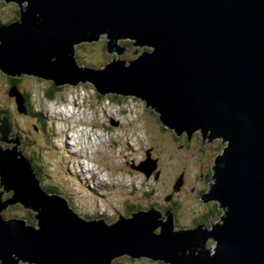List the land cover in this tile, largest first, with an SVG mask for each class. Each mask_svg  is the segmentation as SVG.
<instances>
[{"label":"water","instance_id":"water-1","mask_svg":"<svg viewBox=\"0 0 264 264\" xmlns=\"http://www.w3.org/2000/svg\"><path fill=\"white\" fill-rule=\"evenodd\" d=\"M5 1L19 4L21 19L0 24L3 73L132 95L178 135L201 130L228 144L202 195L219 203L221 220L194 228L177 227L171 209L156 207L113 223L87 219L42 187L19 145L0 146V197L13 192L0 200L1 264H113L125 254L166 264H264V0ZM103 34L118 57L100 68L77 63L76 47ZM127 39L153 51L127 64L120 59ZM13 93L27 112L25 97ZM1 123V140L18 144L8 117ZM147 154L134 168L149 178L158 160ZM19 203L37 225L3 218Z\"/></svg>","mask_w":264,"mask_h":264},{"label":"rangeland","instance_id":"rangeland-1","mask_svg":"<svg viewBox=\"0 0 264 264\" xmlns=\"http://www.w3.org/2000/svg\"><path fill=\"white\" fill-rule=\"evenodd\" d=\"M18 17V3L0 0V24H9ZM106 45L105 34L98 40L79 44L76 47L77 63L86 68H100L110 63L113 54L108 52ZM149 51L153 48L148 45H132L120 59L129 64ZM18 79V85L14 84ZM57 88L53 81L42 77H13L0 70V126L1 120L7 116L12 127L9 138L20 140L18 144L7 143L1 140L3 133L0 132V146L19 145L18 150L28 157L32 168L38 170L44 189L57 188V192L67 197L81 216L103 218L108 223L118 221L120 215L128 217L134 211L156 207L164 214L171 209L177 227L189 228L193 218L200 219L205 214V207L198 197L200 189L206 187L205 182L199 180V174L205 170L207 159L202 160L197 150L175 140L159 113L147 107L144 100L118 94L101 98L96 87L89 82L77 86L66 84L61 90ZM15 89L30 99L29 113L28 110L19 111L18 98L13 93ZM55 89L56 97L49 99L47 94ZM112 95H118L116 100ZM57 111L65 112L67 117ZM227 144L221 147L217 143L221 151L215 156L222 155ZM148 151L154 158L159 157L162 164L163 172L159 175L161 165L157 161L158 179L154 176L147 178L145 173L134 168L147 158ZM181 173H185L187 183L179 196L180 208L164 210L165 198L172 192ZM3 194L0 200L2 197L8 199L13 192ZM218 208V220L214 223L220 221L223 214V209ZM176 212H179L178 218ZM2 215L4 219L26 218L30 224L37 225L35 212L20 203L3 210ZM208 246L213 250L215 241ZM113 264L166 263L125 254L116 258Z\"/></svg>","mask_w":264,"mask_h":264},{"label":"flooded vegetation","instance_id":"flooded-vegetation-1","mask_svg":"<svg viewBox=\"0 0 264 264\" xmlns=\"http://www.w3.org/2000/svg\"><path fill=\"white\" fill-rule=\"evenodd\" d=\"M18 18H16L15 20H18ZM28 113H29V110H28ZM170 130L172 131V135H173V138L175 140L183 142L188 147L191 146V148H194L195 150H197L199 152L198 154L202 158V160L207 159L205 170L201 171V173L199 174V177H200L199 180L204 181L206 187L200 189L201 191H199V197H198L199 200H201L202 206L205 207V210H204L205 214L202 215L200 217V219L193 218V220L189 223L188 226H189V228H194L200 224H207V225L212 226L214 221L217 219L216 211H217V208L219 207V205L216 202L204 203L202 201V195H204L206 192H208V185H210V182L212 181L213 170H212L210 165H213L214 158H216V156H217V155L215 156V153L216 152L219 153L221 151L220 150L221 148L219 147V145L217 146V143H219L222 147L224 145V142L223 141L219 142L217 138H215L211 141V139L206 138V136L204 135V133L201 130L195 132L192 135H190L186 132H183V133H181L180 137H177L175 135L176 132H174L173 129H170ZM148 152L151 153V151H148ZM151 155H152V153H151ZM152 157H153V155H152ZM155 159H157L159 164L161 165V169L159 166V175H162L163 167H162V164L160 163V159H159V157H156ZM157 175H158V172L156 169L154 171V173L149 178L154 176L156 179H158L159 175L158 176ZM181 176H183L182 177L183 178V184L177 188V183H178L179 178ZM196 177H197V175H196ZM179 178L177 179L176 183L172 186V192L165 198V200L167 201V204L164 206V210L172 208L175 211V209L180 208L179 202H178L180 200L179 196L182 192V187L186 186L187 177H186L185 173H181L179 175ZM194 191H195V189H194ZM177 194H178V198L176 197ZM182 209H183V206H182ZM176 213H177V218H178L179 212H176Z\"/></svg>","mask_w":264,"mask_h":264},{"label":"trees","instance_id":"trees-1","mask_svg":"<svg viewBox=\"0 0 264 264\" xmlns=\"http://www.w3.org/2000/svg\"><path fill=\"white\" fill-rule=\"evenodd\" d=\"M19 14V13H18ZM123 41V42H122ZM122 41H120V43H122V45L123 46H125V47H127V48H129V47H131L132 45H134V42L131 40V39H127V40H122ZM107 46V45H106ZM106 48V47H105ZM116 58V54H113V58H112V60H114ZM19 80L20 79H18V80H16V81H14V84H16V85H18V82H19ZM58 90H61V87H58L57 88ZM24 97H25V105H26V109L27 110H31L30 109V106H29V98H28V96L27 95H25V94H22ZM47 97L49 98V99H53V98H55L56 97V89L55 90H53V91H51L50 93H48L47 94ZM100 97L101 98H104V96H102V95H100ZM112 97H113V99L114 100H116V97H118V95H112ZM3 114L4 113H6V112H2ZM2 114V115H3ZM29 158H30V156H29ZM31 159V158H30ZM36 173L39 175V172H38V170L36 169ZM39 177V176H38ZM45 190L48 192V193H59V192H57V188L56 189H50V188H48V187H45ZM135 207V206H134ZM134 207H132V208H134ZM132 208H130L129 209V211H131L132 212ZM28 221V220H27Z\"/></svg>","mask_w":264,"mask_h":264},{"label":"bare ground","instance_id":"bare-ground-1","mask_svg":"<svg viewBox=\"0 0 264 264\" xmlns=\"http://www.w3.org/2000/svg\"><path fill=\"white\" fill-rule=\"evenodd\" d=\"M138 58V57H137ZM135 60V59H134ZM133 61V60H132ZM57 113L59 114V115H63V116H66L67 117V115L65 114V112H63V111H57ZM89 135V134H88ZM87 135V136H88ZM69 145H72V144H70V143H68ZM71 147V146H70ZM92 156V155H91ZM86 159V158H85ZM89 159V158H88ZM155 159V158H154ZM142 163V162H141ZM135 166H138V165H135ZM136 169V168H135ZM181 177H183V176H181ZM180 177V178H181ZM100 178V177H99ZM179 178V179H180ZM21 204V203H20ZM23 205V204H22ZM24 206V205H23ZM24 208H25V206H24ZM114 262V261H113Z\"/></svg>","mask_w":264,"mask_h":264}]
</instances>
